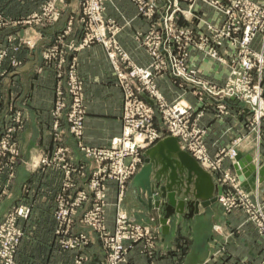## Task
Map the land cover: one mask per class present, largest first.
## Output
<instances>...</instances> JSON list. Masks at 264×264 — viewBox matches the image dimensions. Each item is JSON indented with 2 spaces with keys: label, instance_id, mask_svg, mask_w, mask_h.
<instances>
[{
  "label": "built area",
  "instance_id": "1",
  "mask_svg": "<svg viewBox=\"0 0 264 264\" xmlns=\"http://www.w3.org/2000/svg\"><path fill=\"white\" fill-rule=\"evenodd\" d=\"M64 2L43 0L38 12L19 23L0 12V31L22 24L39 33L37 29L60 20ZM111 2L81 0L85 37L80 46L98 43L105 48L122 91L123 131L109 145L95 147L85 140V86L77 65L73 63L64 69L66 52L59 46L44 53L46 63L57 73L55 101L51 109L52 136L56 145L51 153L40 156L34 168L43 171L57 168L63 173L53 211L56 243L63 251L75 252L73 264L89 262L88 256L81 253L90 244L89 235L73 232L76 217L81 213V223L93 229L103 242L107 253L104 264H128L131 250L139 244L143 245L142 253L153 260L156 254L154 231L132 221L120 206L129 183L144 165L145 152L168 137L177 138L181 149L204 170L221 174L222 192L217 202L228 213L242 211L246 220L253 223L264 238V201L257 186L255 190H248L237 173L223 169L226 159L234 166L239 164L236 159L238 148L246 137L235 139L232 146L212 155L206 141L208 128L202 123L208 108H214L217 117L224 118L230 114L232 103H242L249 109L245 128L255 134L256 144H260L264 122V51L254 49L253 45L259 39L264 48V0H134L139 15L151 23L146 32L137 33L138 41L151 58L146 66L137 64L118 42V28L113 20L105 17ZM155 21H159L158 27ZM36 35L39 37L34 34V38L23 40L12 36L8 41L21 40L22 46L33 47L37 42ZM64 36L60 37V43ZM18 50L19 47L14 49ZM9 55L10 49L1 46L0 74L7 73L3 64ZM198 58L199 62L212 64L213 71L220 67L226 70L225 79L220 82L215 74H207ZM21 65L20 60H11L13 68ZM166 76L172 77L184 93L191 91L200 108L191 105L183 96L169 102L159 84V80ZM10 121L13 124L9 127H4L0 121V173L8 172V185L15 176L19 161L15 134L23 128L24 118L17 112ZM64 123L84 160L90 163L83 188L78 186L76 176H85V168L72 164L64 140ZM263 165L260 161L255 164L257 184ZM111 183L117 187L114 233H110L106 226ZM5 194L6 190L0 197ZM31 214L30 206L19 205L1 221L0 264H17L16 257L25 236L21 221L28 220ZM259 264H264V259Z\"/></svg>",
  "mask_w": 264,
  "mask_h": 264
},
{
  "label": "crops",
  "instance_id": "2",
  "mask_svg": "<svg viewBox=\"0 0 264 264\" xmlns=\"http://www.w3.org/2000/svg\"><path fill=\"white\" fill-rule=\"evenodd\" d=\"M42 2L43 0H0V12L19 23L38 12ZM105 17L116 22L117 40L132 59L141 66L148 65L151 58L138 41L137 33L146 32L149 23L139 15L134 0H112ZM82 26L81 0H65L60 20L54 25L37 29L39 33H36L35 28L22 24L0 31V43L3 45H6L8 36H24L26 33L39 35H36L37 42L33 47L23 46L11 53V57L22 61V65L13 68L11 58L6 59L3 69L7 73L0 74L2 125L11 126L13 123L10 118L17 112L24 118L23 128L15 134L20 156L15 176L9 185L8 172L0 173V195L6 190V194L0 197V210L5 211L4 215L19 205L30 206L32 210L30 218L21 221L25 236L16 257L17 264H73L75 257V252L61 250L54 237L56 222L53 211L63 173L57 168L44 171L34 168L40 156L51 153L56 145L52 136L51 109L55 101L57 73L45 61L44 53L47 49L59 46L65 50L64 69L67 70L75 63L84 81L86 142L91 146L104 147L123 131V97L113 66L102 45L94 43L80 47L85 37ZM63 36L60 43L59 39ZM253 47L264 51L259 39ZM199 60L198 58V62ZM199 64L207 74H215L218 81L225 79L226 70L222 67L213 71L212 64ZM159 84L169 102L183 96L191 105L200 108L197 97L191 91L184 93L172 77H164L159 80ZM248 110L237 102L232 103L230 114L224 118L217 117L214 108L206 110L202 123L208 128L206 141L212 155L222 148L232 146L235 139L246 137V141L238 148L241 161L247 163L250 160L252 165L258 161L264 164V122L263 138L257 145L255 134L249 133L245 128ZM64 129L65 145L70 149L72 162L85 168V176H76L78 186L83 188L87 183L90 163L84 160L67 125ZM223 169L237 173L229 159L224 161ZM206 172L212 177L217 191L222 188L219 182L221 174ZM131 182L121 208L132 221L154 231L156 254L150 260L142 253L143 245L139 244L131 250L128 264H259L264 259V238L258 234L256 226L246 220L242 211L228 213L218 202L207 208L200 206L199 214L192 217H189V210L186 209L184 215H176L169 220V231L163 233L158 221L159 215L149 213L139 202V195L131 187ZM254 185L264 201V181ZM109 186L107 219L108 227L112 230L115 226L117 187L113 183ZM245 187L255 190L252 184ZM78 218L73 232H87L92 237L91 245L85 250L89 257L87 264H104L107 255L98 235L80 225Z\"/></svg>",
  "mask_w": 264,
  "mask_h": 264
},
{
  "label": "water",
  "instance_id": "3",
  "mask_svg": "<svg viewBox=\"0 0 264 264\" xmlns=\"http://www.w3.org/2000/svg\"><path fill=\"white\" fill-rule=\"evenodd\" d=\"M235 165L244 185L255 188V165L237 156ZM260 182L264 181V167L260 170ZM249 178V181H247ZM138 193L139 202L149 213L158 214L163 233L169 231L168 222L176 215L189 217L199 214V207L207 208L217 202L222 188L217 191L212 177L187 152L180 148L177 138L168 137L145 152V163L131 182Z\"/></svg>",
  "mask_w": 264,
  "mask_h": 264
},
{
  "label": "rangeland",
  "instance_id": "4",
  "mask_svg": "<svg viewBox=\"0 0 264 264\" xmlns=\"http://www.w3.org/2000/svg\"><path fill=\"white\" fill-rule=\"evenodd\" d=\"M112 22H114V25L116 26V22L113 20ZM148 23H149V27H151V23L148 21ZM159 23V21H155V26L156 27H158V24ZM117 27V26H116ZM10 37H12V36H8L7 37V39H6V45H3L2 43H0V48H1V46H7L9 49H10V55H9V58H11V60L12 59H16L15 57H11V53H15V52H17V51H14V49L15 48H18L19 47V49L21 48V47H23L21 44H20V42H21V40H23L24 38H28V39H31V38H34V36H33V34L32 35H30L29 33H26V35H24V36H16V37H18V38H22L20 41H18V42H16V41H14V42H9L8 41V39L10 38ZM21 45V46H20ZM8 58V59H9ZM176 100V99H175ZM174 100V101H175ZM173 102V101H172ZM157 126L158 127H160L161 128V125L158 123L157 124ZM69 148V147H68ZM77 148H78V146H77ZM152 148V147H151ZM70 150V149H69ZM78 150H79V148H78ZM80 151V150H79ZM184 151V150H183ZM81 152V151H80ZM186 152V151H185ZM81 154H82V152H81ZM72 164L74 165V166H76L73 162H72ZM77 176H80V175H77ZM123 202H124V200H123ZM123 202H122V204H123ZM109 206V205H108ZM108 206H107V208H108ZM114 206H116V214H117V211H118V207H117V200H116V204L114 205ZM121 207V206H120ZM106 208V209H107ZM123 209V208H122ZM4 213H5V211H1L0 210V218H1V216H3L4 215ZM9 213V212H8ZM8 213H6L2 218H1V220H0V223H1V221L7 216V214ZM77 217H79L78 218V220H79V224L80 225H82L83 227H88V226H86V225H83L82 223H81V221H80V217H81V213H79L78 214V216ZM76 217V218H77ZM106 226H107V229H108V231L110 232V233H114L115 232V228H116V225L114 226V228L111 230L109 227H108V219H107V210H106ZM93 233H95V234H97L93 229H91L90 227H88ZM81 233H84V234H87V235H89V237H90V244L88 245V246H86L84 249H82L81 250V253H83L84 255H85V250L91 245V243H92V237L90 236V234H88L87 232H81ZM98 235V234H97ZM98 238H99V240L101 241V239H100V237L98 236ZM101 243H102V246H103V249H104V251L106 252V250H105V248H104V245H103V242L101 241ZM107 254V253H106ZM89 258V257H88ZM106 261V260H105ZM105 261H104V263H105Z\"/></svg>",
  "mask_w": 264,
  "mask_h": 264
}]
</instances>
